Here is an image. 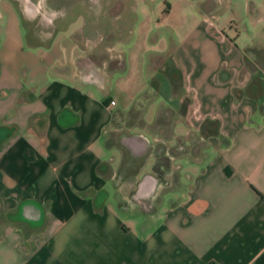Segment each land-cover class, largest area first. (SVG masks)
Wrapping results in <instances>:
<instances>
[{
  "label": "crops",
  "instance_id": "0c3cea01",
  "mask_svg": "<svg viewBox=\"0 0 264 264\" xmlns=\"http://www.w3.org/2000/svg\"><path fill=\"white\" fill-rule=\"evenodd\" d=\"M7 2L0 264H264V55L206 21L159 51L144 40L120 109L143 104L145 125L110 141L118 99L27 49Z\"/></svg>",
  "mask_w": 264,
  "mask_h": 264
},
{
  "label": "rangeland",
  "instance_id": "374dc122",
  "mask_svg": "<svg viewBox=\"0 0 264 264\" xmlns=\"http://www.w3.org/2000/svg\"><path fill=\"white\" fill-rule=\"evenodd\" d=\"M8 1L18 16L20 38L27 49L37 55V49L52 47L62 56L59 60L67 80L102 83L108 95L118 99L117 105L111 106L114 126L110 127V141L116 135L136 134L129 132L130 124L145 125L143 104L130 107L127 113L120 109L132 73L140 70V62L134 69L135 63L129 58L141 52L144 40L148 44L156 42L159 51L163 44L170 47L206 21L234 39L248 56L261 59L264 55V0ZM5 3L7 0H0V42L13 38V18ZM165 7H171V11L160 16ZM109 72L111 76L107 77ZM160 115L143 127L154 136L151 148L155 152L156 135L166 137L168 133L167 120ZM172 149H179L178 143Z\"/></svg>",
  "mask_w": 264,
  "mask_h": 264
},
{
  "label": "built area",
  "instance_id": "2783aa9c",
  "mask_svg": "<svg viewBox=\"0 0 264 264\" xmlns=\"http://www.w3.org/2000/svg\"><path fill=\"white\" fill-rule=\"evenodd\" d=\"M114 102L113 101H109V106H113Z\"/></svg>",
  "mask_w": 264,
  "mask_h": 264
}]
</instances>
